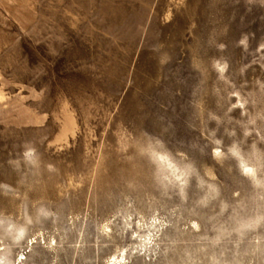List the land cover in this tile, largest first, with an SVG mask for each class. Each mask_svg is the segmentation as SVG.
I'll use <instances>...</instances> for the list:
<instances>
[{"label": "rangeland", "instance_id": "obj_1", "mask_svg": "<svg viewBox=\"0 0 264 264\" xmlns=\"http://www.w3.org/2000/svg\"><path fill=\"white\" fill-rule=\"evenodd\" d=\"M0 264H264V0H0Z\"/></svg>", "mask_w": 264, "mask_h": 264}]
</instances>
